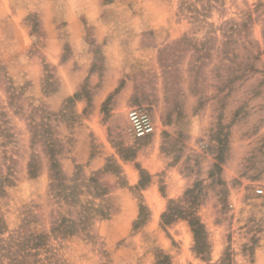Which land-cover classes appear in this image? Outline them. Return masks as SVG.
<instances>
[{
	"label": "rangeland",
	"instance_id": "374dc122",
	"mask_svg": "<svg viewBox=\"0 0 264 264\" xmlns=\"http://www.w3.org/2000/svg\"><path fill=\"white\" fill-rule=\"evenodd\" d=\"M193 187L209 262L162 221ZM0 218L48 264H264V0H0Z\"/></svg>",
	"mask_w": 264,
	"mask_h": 264
},
{
	"label": "trees",
	"instance_id": "16d2710c",
	"mask_svg": "<svg viewBox=\"0 0 264 264\" xmlns=\"http://www.w3.org/2000/svg\"><path fill=\"white\" fill-rule=\"evenodd\" d=\"M79 97L75 95L68 99L69 102H74L76 98ZM43 114L44 120L39 124H34V136L33 140L36 141V137H40L42 135H46L47 133L52 132V127L50 125L49 116H47V112L40 111ZM46 152L49 156L50 163V171L51 178L55 182H64L66 180V176L64 175L63 170L60 168V160L57 158V155L60 153V148L57 145L56 141H48L45 144ZM35 166L33 164V160L29 164V175L32 178L37 176V172L33 169ZM150 176L146 174L143 170L141 171V180L139 182V186L147 187L150 183ZM74 188V187H73ZM195 187L186 190L184 194V198L191 199V206L186 210H182L179 206L178 202L175 200H170L167 211L162 214V221L166 225L172 224L177 218H182L188 221L191 231L193 233L195 247L194 251L202 257L203 260L209 262V260L202 255L205 253L207 249V233L205 229V225L201 222L200 218L196 214V208L193 206L196 203L197 195L195 194ZM1 219V218H0ZM4 232V223H0V264H48L45 260H38L37 257L34 260H28L31 254V249L37 248L40 246V237L25 235L22 233H18L17 235L10 237L1 236ZM34 241V242H32ZM168 256H164L162 260H160L157 264H169Z\"/></svg>",
	"mask_w": 264,
	"mask_h": 264
},
{
	"label": "built area",
	"instance_id": "2783aa9c",
	"mask_svg": "<svg viewBox=\"0 0 264 264\" xmlns=\"http://www.w3.org/2000/svg\"><path fill=\"white\" fill-rule=\"evenodd\" d=\"M130 133L135 139L146 138L155 133V124L149 112L142 107L129 111Z\"/></svg>",
	"mask_w": 264,
	"mask_h": 264
}]
</instances>
